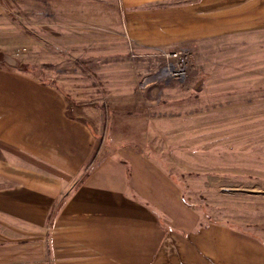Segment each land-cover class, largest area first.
Wrapping results in <instances>:
<instances>
[{
  "label": "rangeland",
  "instance_id": "1",
  "mask_svg": "<svg viewBox=\"0 0 264 264\" xmlns=\"http://www.w3.org/2000/svg\"><path fill=\"white\" fill-rule=\"evenodd\" d=\"M0 65L95 131L83 174L122 149L149 157L202 227L243 243L226 264H264V0H0Z\"/></svg>",
  "mask_w": 264,
  "mask_h": 264
},
{
  "label": "crops",
  "instance_id": "2",
  "mask_svg": "<svg viewBox=\"0 0 264 264\" xmlns=\"http://www.w3.org/2000/svg\"><path fill=\"white\" fill-rule=\"evenodd\" d=\"M94 132L57 89L0 65V264H226L225 253L245 250L202 227L178 183L142 154L122 149L81 181Z\"/></svg>",
  "mask_w": 264,
  "mask_h": 264
},
{
  "label": "built area",
  "instance_id": "3",
  "mask_svg": "<svg viewBox=\"0 0 264 264\" xmlns=\"http://www.w3.org/2000/svg\"><path fill=\"white\" fill-rule=\"evenodd\" d=\"M184 72H185V71H184L183 68H179L177 73H175V71H174V76H176V77H177V76H182Z\"/></svg>",
  "mask_w": 264,
  "mask_h": 264
},
{
  "label": "trees",
  "instance_id": "4",
  "mask_svg": "<svg viewBox=\"0 0 264 264\" xmlns=\"http://www.w3.org/2000/svg\"><path fill=\"white\" fill-rule=\"evenodd\" d=\"M169 175L175 180V178L171 175V173H169ZM87 176V173L86 174H84V177L81 179V181L82 180H84V178ZM176 181V180H175Z\"/></svg>",
  "mask_w": 264,
  "mask_h": 264
}]
</instances>
